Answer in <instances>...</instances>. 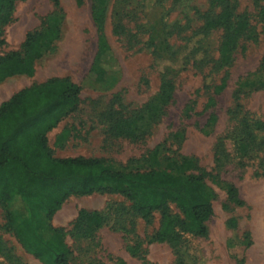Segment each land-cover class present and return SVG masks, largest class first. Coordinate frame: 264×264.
<instances>
[{"label":"rangeland","instance_id":"374dc122","mask_svg":"<svg viewBox=\"0 0 264 264\" xmlns=\"http://www.w3.org/2000/svg\"><path fill=\"white\" fill-rule=\"evenodd\" d=\"M212 1L105 0L101 33L108 50L99 56L105 72L98 80L91 71L100 34L92 18L97 0H59L57 7L53 0H18L0 36V57L20 49L25 33L40 29L48 17L59 35L35 61L32 76L0 83V103L34 83L68 78L80 87L79 103L47 133L53 156L102 158L114 169L131 171L164 169L166 159L192 157L207 174L213 213L204 236L184 235L179 255L188 264H264V131L258 135L261 149L243 165L230 137L241 116L264 122V90L244 95L235 118L229 113L235 108L237 83L264 73V0H230L251 28L222 70H212L221 30L203 28L204 14L217 11ZM223 76L226 86L207 109ZM162 80L173 87L166 105L157 99ZM217 181L232 184L236 200ZM129 207L118 194L68 197L50 226L66 232L71 264H175L170 245L147 243L160 214L155 212L148 225ZM82 209L105 217L92 239L68 234ZM170 210L175 212L173 205ZM4 222L0 206V264H42L3 229Z\"/></svg>","mask_w":264,"mask_h":264},{"label":"trees","instance_id":"16d2710c","mask_svg":"<svg viewBox=\"0 0 264 264\" xmlns=\"http://www.w3.org/2000/svg\"><path fill=\"white\" fill-rule=\"evenodd\" d=\"M18 0H0V36L12 20ZM59 5V0H53ZM104 2L93 5L92 18L99 34L98 54L91 71L98 80L103 76L100 57L108 50L103 36ZM215 13H206L204 30H221L218 58L212 70L227 68L239 41L249 33L251 25L245 14L236 13L230 0H213ZM264 18V10L262 11ZM51 18L40 29L27 31L20 49L0 57V83L16 75L32 76L34 63L59 35L58 25ZM2 43V40H0ZM264 68V55L261 60ZM226 86V77L213 87L205 105L215 106L214 96ZM264 90V73H253L237 83L235 108L230 115L242 111L240 100L251 92ZM173 87L162 80L157 99L161 104L172 98ZM80 87L65 77H51L24 87L0 103V206L4 209L3 229L11 233L22 248L42 264H71V250L64 242L66 232L51 227L50 221L70 196L93 193L118 194L130 203L129 210L145 224H151L155 212L160 214L158 228L148 236L147 243L170 245L177 255L175 264H188L179 255L184 235L204 236L206 222L213 213L212 191L206 172L196 166L192 157L166 159L164 169L131 171L114 169L102 158L55 157L48 146L47 133L61 119L74 112L79 103ZM164 106V105H162ZM214 121L212 115L208 125ZM232 131L231 141L240 165L252 152L261 149L258 135L264 122L241 116ZM196 171V172H195ZM264 174V171H263ZM230 199L237 190L229 183L217 181ZM174 206L175 212L170 210ZM105 224L100 211L79 210L68 234L72 238L92 239ZM133 249V248H130ZM144 264H150L144 262ZM194 264V263H193Z\"/></svg>","mask_w":264,"mask_h":264},{"label":"bare ground","instance_id":"6f19581e","mask_svg":"<svg viewBox=\"0 0 264 264\" xmlns=\"http://www.w3.org/2000/svg\"><path fill=\"white\" fill-rule=\"evenodd\" d=\"M69 63V62H68Z\"/></svg>","mask_w":264,"mask_h":264}]
</instances>
